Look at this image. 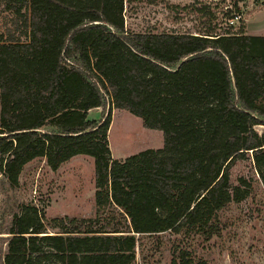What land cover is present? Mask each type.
<instances>
[{
    "label": "trees",
    "instance_id": "16d2710c",
    "mask_svg": "<svg viewBox=\"0 0 264 264\" xmlns=\"http://www.w3.org/2000/svg\"><path fill=\"white\" fill-rule=\"evenodd\" d=\"M125 0H0V171L11 187L23 166L57 169L77 154L94 164L98 206L127 229L49 226L35 205L11 220L2 264H135L136 235L219 232L218 212L251 191L228 167L250 157L264 186V35L132 32ZM4 35V37H3ZM109 108L89 117L93 108ZM159 129L160 148L111 156V108ZM179 264H190L178 250ZM174 258V262H176Z\"/></svg>",
    "mask_w": 264,
    "mask_h": 264
},
{
    "label": "rangeland",
    "instance_id": "374dc122",
    "mask_svg": "<svg viewBox=\"0 0 264 264\" xmlns=\"http://www.w3.org/2000/svg\"><path fill=\"white\" fill-rule=\"evenodd\" d=\"M11 17L7 12L0 15V34L10 28ZM124 25L132 32L218 34L243 28L245 33L264 35V0H125ZM108 108V104L93 108L89 117L99 119ZM255 129L264 135V124ZM107 136L111 156L118 160L163 145L161 130L144 127L140 117L121 108H111ZM228 172L231 185L243 177L251 191L218 212L217 234L136 235L135 264H179V249L188 252L190 264H264V186L250 157L235 158ZM94 191V164L89 155H74L57 169H51L44 158H35L23 166L16 187L9 186L0 171V264L12 217L22 204L35 205L50 232L57 229L49 226L61 218H74L84 228L127 229L129 219L123 211L113 204L98 206Z\"/></svg>",
    "mask_w": 264,
    "mask_h": 264
},
{
    "label": "built area",
    "instance_id": "2783aa9c",
    "mask_svg": "<svg viewBox=\"0 0 264 264\" xmlns=\"http://www.w3.org/2000/svg\"><path fill=\"white\" fill-rule=\"evenodd\" d=\"M210 1H212V3H217L218 0H210Z\"/></svg>",
    "mask_w": 264,
    "mask_h": 264
}]
</instances>
